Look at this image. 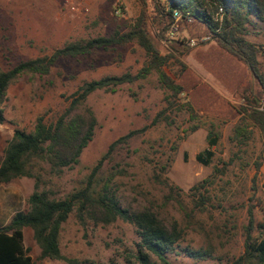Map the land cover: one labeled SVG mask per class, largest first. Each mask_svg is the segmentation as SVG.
Wrapping results in <instances>:
<instances>
[{"label": "rangeland", "instance_id": "rangeland-1", "mask_svg": "<svg viewBox=\"0 0 264 264\" xmlns=\"http://www.w3.org/2000/svg\"><path fill=\"white\" fill-rule=\"evenodd\" d=\"M62 4V0H0V72L50 56L66 44L124 35L142 20L166 59L163 70L168 77L180 85L183 74L189 72L199 86L211 90L212 97L200 101L207 109L192 104L191 114L184 106L192 103L188 89L174 96L155 71L133 84H122L115 93L94 92L86 102L98 123L94 138L75 168L54 177L52 196L64 198L79 189L110 146L134 133L102 163L104 179L118 171L112 191L126 208L153 203L161 217L180 223L182 239L167 254L168 264H234L245 254L249 234L252 239H264V131L245 112L256 107L255 98L257 109L264 110V20L253 17L245 36L260 52L258 69L263 83L249 72L239 88L229 91L220 81L233 82L244 75V63L223 53L200 22L176 24L165 11V0H98L78 17L69 16ZM116 9L121 15H116ZM175 24L178 31L168 35ZM145 52L133 40L86 55L60 57L46 76H19L2 106L0 166L16 130L32 131L40 116L47 123L55 121L85 83L140 74L149 64ZM238 125L250 133L243 146L234 139ZM210 132L218 135L219 143L212 148L213 163L205 166L196 157L208 148ZM167 178L180 191L177 202H166L168 190L162 181ZM205 180L209 182L197 196L192 188ZM34 181L15 179L0 186V228L28 210ZM201 198L205 210H196L193 219L186 217L194 211L193 200L202 202ZM139 241L136 228L123 220L105 225L86 217L82 222L73 213L62 227L60 250L64 257L87 264H140L135 259ZM24 245L36 264H68L43 259L31 229L24 230ZM209 247L213 248L211 258L196 259L189 254L190 250L206 252ZM151 260L164 264L155 256Z\"/></svg>", "mask_w": 264, "mask_h": 264}, {"label": "trees", "instance_id": "trees-1", "mask_svg": "<svg viewBox=\"0 0 264 264\" xmlns=\"http://www.w3.org/2000/svg\"><path fill=\"white\" fill-rule=\"evenodd\" d=\"M165 1L167 9L165 11L169 16L172 17L174 10L189 13L194 21L200 22L208 29V34L217 42L223 53L244 63V75L241 74L233 82L220 81L222 86L229 91H234L244 82L249 72L258 79V82L263 83V77L258 69L260 52L254 44L245 39V36L249 25L253 24V17L264 20V0ZM221 9H223L222 20L219 17ZM133 40L146 51L149 57V64L140 74L136 76L124 74L120 77L106 76L85 83L72 95L69 106L55 121L47 123L40 116L32 131L16 130L9 141L0 166V186L15 179L32 178L35 180V189L29 199L28 210L16 214L9 224L0 228V264H36L25 250V229L33 231L43 259L63 260L68 264H87L76 258L64 257L60 250L62 227L73 213H76L82 222L86 217L105 225L117 220L125 221L136 228L140 239L135 259L140 264H155L151 260V256H155L164 264H168L167 254H171L182 239L183 227L176 220L170 221L161 217L153 203L150 207L126 208L118 195L112 191L113 180L118 171L112 172L111 177L107 179H104L101 174L104 160L112 156L119 144L127 143L134 133L115 141L110 146L107 155L105 154L92 169L86 182L70 195L64 198L52 196L50 188L54 177H62L65 171L79 164L83 150L94 138L98 123L94 111L86 104L87 98L94 92L106 89L115 93L122 84H133L139 78H145L155 71L159 74V81L163 87L174 96H179L188 89L192 103L188 102L184 106L188 107L191 114L195 110L193 105L204 109L209 108L201 105L200 101L208 99L207 96L212 97L211 90L205 86H199L198 79L192 74L185 70L186 73L183 74L180 85L168 77L163 70L166 59L159 54L160 52L149 38L142 20L124 35L66 44L50 56L38 57L20 63L7 72H0V125L5 121L2 106L6 100L7 91L19 76L25 74L46 76L60 57L86 55L96 49L122 45ZM198 55L196 58L201 62ZM207 69L215 73L209 65ZM255 99L254 106L256 107L245 109V112L248 120L255 122L264 131V110L257 109L258 99ZM234 131V139L239 140L240 145L243 146L245 140L250 138V133H247L246 129L240 125L236 126ZM208 143V148L196 157L197 161L205 166H210L214 161L215 154L212 148L219 143L218 135L210 132ZM214 171L218 172L217 168ZM208 182L209 180H205L195 188L193 187L192 191L199 196L200 191ZM162 183L168 190L166 202H177L180 191L171 185L168 178ZM193 202L194 211L186 215L190 219L194 218L193 214L196 210H205L204 200L202 202L193 200ZM249 235L245 244V254L234 264H264V239H252ZM189 254L196 259L211 258L213 248L209 247V250L203 253L190 250Z\"/></svg>", "mask_w": 264, "mask_h": 264}, {"label": "built area", "instance_id": "built-area-1", "mask_svg": "<svg viewBox=\"0 0 264 264\" xmlns=\"http://www.w3.org/2000/svg\"><path fill=\"white\" fill-rule=\"evenodd\" d=\"M97 1L98 0H62V8L69 16L78 17L86 14L89 11L90 6ZM222 11L223 9L219 11L220 20H222ZM115 13L116 15H121V11L119 9H116ZM172 18L176 24L177 22L194 21V18L189 13H182L179 10H174ZM176 24L169 29L168 35H174L178 31V26Z\"/></svg>", "mask_w": 264, "mask_h": 264}]
</instances>
